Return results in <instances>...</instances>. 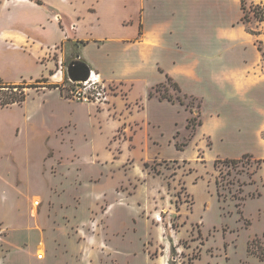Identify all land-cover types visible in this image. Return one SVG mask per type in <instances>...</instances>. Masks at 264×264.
I'll return each instance as SVG.
<instances>
[{"label": "rangeland", "instance_id": "374dc122", "mask_svg": "<svg viewBox=\"0 0 264 264\" xmlns=\"http://www.w3.org/2000/svg\"><path fill=\"white\" fill-rule=\"evenodd\" d=\"M91 3L100 23L88 14L82 36L103 42L87 62L57 47L63 80L20 84L23 107L0 111L15 153L0 162V264H264V0ZM79 60L103 67L106 101L74 99Z\"/></svg>", "mask_w": 264, "mask_h": 264}, {"label": "crops", "instance_id": "0c3cea01", "mask_svg": "<svg viewBox=\"0 0 264 264\" xmlns=\"http://www.w3.org/2000/svg\"><path fill=\"white\" fill-rule=\"evenodd\" d=\"M87 2L88 0H0V80L12 85H28L32 81H44L50 85L51 79L60 83L64 73L59 71L53 76L56 64L51 55L54 49L67 43L81 44L80 59L86 61L84 50L92 43L103 42L90 35V38L82 36V26L87 22L88 14H94L98 18L96 24L100 23L96 3ZM102 69V66L96 65V69L91 70L107 79ZM38 89L40 93L49 88ZM52 89L58 88H50V91L43 93H56ZM28 96L30 95L27 94V98ZM23 104L0 111L18 109ZM19 135L20 128H15V136ZM3 140L0 134V162H7L8 158L15 157V153L10 147L3 145ZM8 185H12L10 180ZM46 187L47 179L41 177L40 183L31 185L30 191H27L29 201L39 194L44 195ZM0 194L2 199L8 198L6 191ZM18 196L15 195L14 199L20 200L21 197ZM17 211L21 213L20 206ZM5 226L7 227L6 223Z\"/></svg>", "mask_w": 264, "mask_h": 264}, {"label": "trees", "instance_id": "16d2710c", "mask_svg": "<svg viewBox=\"0 0 264 264\" xmlns=\"http://www.w3.org/2000/svg\"><path fill=\"white\" fill-rule=\"evenodd\" d=\"M241 10L244 13V17L242 18V21L248 19V16L245 14L246 12V7L244 1H241ZM254 17L261 23L264 22V16L260 12H253ZM142 35V25L139 26V36ZM168 80L171 81V78L168 76ZM174 86L179 89V86L175 83ZM31 87V86H30ZM28 87L27 89H29ZM48 87V86H47ZM58 86H55L53 88H57ZM23 88L20 85H12V84H7L0 80V90H8V93L4 94L3 97H0V109L8 108L13 105H22L26 99H27V93L25 91H20L19 94H17L15 91ZM50 88V87H48ZM23 90V89H22ZM25 90V89H24ZM152 94L150 93L149 98H152ZM160 100H166L168 102L174 103V100L171 96L167 95L166 93H160ZM181 105H184V103H180ZM191 121L190 123H192ZM201 122L198 124V126H201ZM196 126H194L195 128ZM179 150V149H178ZM230 161L226 160L225 163H228ZM218 163V162H217ZM231 163L236 164L238 161H231Z\"/></svg>", "mask_w": 264, "mask_h": 264}, {"label": "built area", "instance_id": "2783aa9c", "mask_svg": "<svg viewBox=\"0 0 264 264\" xmlns=\"http://www.w3.org/2000/svg\"><path fill=\"white\" fill-rule=\"evenodd\" d=\"M60 68V71L63 72L62 63H60ZM71 84L73 85L71 93L74 99L78 102L100 103L106 101L108 98L104 81L101 79L100 75L94 71L91 72L88 81L80 84Z\"/></svg>", "mask_w": 264, "mask_h": 264}, {"label": "water", "instance_id": "95a60500", "mask_svg": "<svg viewBox=\"0 0 264 264\" xmlns=\"http://www.w3.org/2000/svg\"><path fill=\"white\" fill-rule=\"evenodd\" d=\"M90 66L83 61H73L67 67V76L71 83L80 84L89 80L91 76Z\"/></svg>", "mask_w": 264, "mask_h": 264}]
</instances>
